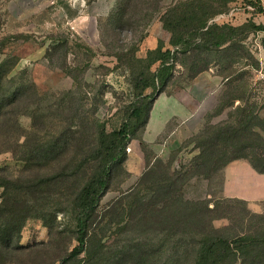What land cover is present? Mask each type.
Wrapping results in <instances>:
<instances>
[{
    "label": "rangeland",
    "instance_id": "1",
    "mask_svg": "<svg viewBox=\"0 0 264 264\" xmlns=\"http://www.w3.org/2000/svg\"><path fill=\"white\" fill-rule=\"evenodd\" d=\"M193 4L241 28L215 50H180L165 89L145 91L150 117L100 201L92 264H190L197 233L264 232V173L250 162L264 166V31L249 25L264 14L248 0H0V264H63L97 134L128 117L148 50L174 49L169 21ZM220 133L222 160L197 166L199 136ZM237 149L248 157L225 163Z\"/></svg>",
    "mask_w": 264,
    "mask_h": 264
},
{
    "label": "trees",
    "instance_id": "2",
    "mask_svg": "<svg viewBox=\"0 0 264 264\" xmlns=\"http://www.w3.org/2000/svg\"><path fill=\"white\" fill-rule=\"evenodd\" d=\"M248 1L254 13L264 14V6L261 0ZM202 6H195L194 4L185 6L184 12L175 15L178 16L176 19H170L169 24L173 29L170 44L174 46V49L165 48L163 42L159 40L155 48L148 50L147 56L144 58L146 67L137 77L135 87L138 93L136 99L131 103L128 117L119 128L112 131H108L104 126L100 128L97 134L98 143L87 160L89 163L96 164L95 169L84 182L76 198L75 224L77 243L64 258L63 264L82 254H84V264L93 263L95 246L92 234L96 235V229L94 231L92 226L97 216L96 212L100 201L108 190L114 168L125 159L126 147L131 138L136 135L141 127L146 125L150 117L153 95L152 93H145V91L149 88L157 91L165 89L173 75V69L176 66L175 58L180 50L187 51L192 46H197V48L205 51L215 50L225 44L228 39H232L234 31L241 28L229 24H208L209 16H197L196 14L198 10L206 12ZM173 11L175 10L173 9ZM194 21H197V23H194ZM249 25L252 29L264 31V23L255 24L251 21ZM180 27L187 28V30L180 32L178 30ZM193 31L200 35V41H195ZM155 64H157L156 68L152 69ZM6 70V62H4L0 65V83L5 78ZM221 133L215 139L206 137V134L199 136L201 150L194 157V162L197 166L206 167L205 169H207L209 168V163L216 164L222 160V158L216 159L215 154L217 151L212 144L222 141ZM238 136L237 131H235V138ZM228 138L229 135L225 132V143ZM228 153L236 155L226 158ZM239 153L238 149L231 152L225 150V163L233 159L248 157L244 153ZM218 154H221V152H218ZM255 158L256 161L259 160L257 155H255ZM261 160L264 162V158ZM250 162L255 170L264 173V166H261V163L258 165L254 159H250ZM54 177L56 175L44 178L40 182L48 183ZM196 235H198L196 243L186 252V255L192 254L190 264H264V232H246L232 237L216 234L215 232H201ZM131 255V253H128V255L123 254L119 259L122 260L124 257L127 259ZM176 263V260L175 262L173 260L168 264ZM111 264L122 263L117 260ZM177 264H183L182 260Z\"/></svg>",
    "mask_w": 264,
    "mask_h": 264
},
{
    "label": "built area",
    "instance_id": "3",
    "mask_svg": "<svg viewBox=\"0 0 264 264\" xmlns=\"http://www.w3.org/2000/svg\"><path fill=\"white\" fill-rule=\"evenodd\" d=\"M58 0H52V3H55V2H57Z\"/></svg>",
    "mask_w": 264,
    "mask_h": 264
},
{
    "label": "crops",
    "instance_id": "4",
    "mask_svg": "<svg viewBox=\"0 0 264 264\" xmlns=\"http://www.w3.org/2000/svg\"><path fill=\"white\" fill-rule=\"evenodd\" d=\"M261 1H262L263 6H264V0H261Z\"/></svg>",
    "mask_w": 264,
    "mask_h": 264
}]
</instances>
